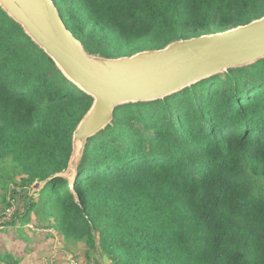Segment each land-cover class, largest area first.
Segmentation results:
<instances>
[{
	"label": "trees",
	"instance_id": "trees-1",
	"mask_svg": "<svg viewBox=\"0 0 264 264\" xmlns=\"http://www.w3.org/2000/svg\"><path fill=\"white\" fill-rule=\"evenodd\" d=\"M52 1L85 50L106 58L264 16V0ZM92 102L0 8V167L13 164L0 189L40 187L23 212L8 215L4 200L0 231L51 228L82 242L86 263L98 252L111 264H264V59L116 107L87 140L76 201L59 174ZM0 264L19 262L0 250Z\"/></svg>",
	"mask_w": 264,
	"mask_h": 264
},
{
	"label": "water",
	"instance_id": "water-1",
	"mask_svg": "<svg viewBox=\"0 0 264 264\" xmlns=\"http://www.w3.org/2000/svg\"><path fill=\"white\" fill-rule=\"evenodd\" d=\"M0 8L93 100L73 131L67 167L59 174L68 181L76 201L73 186L87 140L111 123L116 107L164 99L264 59V16L223 31L175 40L160 49L106 58L85 50L52 0H0Z\"/></svg>",
	"mask_w": 264,
	"mask_h": 264
},
{
	"label": "rangeland",
	"instance_id": "rangeland-1",
	"mask_svg": "<svg viewBox=\"0 0 264 264\" xmlns=\"http://www.w3.org/2000/svg\"><path fill=\"white\" fill-rule=\"evenodd\" d=\"M143 48V46H135L133 49L141 50ZM4 167L7 171H13V164H10L9 161H7L6 165L1 166L0 170L4 169ZM3 173L5 172L0 173V175ZM0 181L3 180L0 179ZM39 189L40 187H38L37 183L24 187V191L18 186L10 183L6 192L1 191L0 189V207L4 205V200H8L11 202L10 209L12 212L14 210L23 212V209L25 210V204L38 197ZM13 190H15L16 194L13 200H10V194ZM24 196H26V199L22 200V197L24 198ZM11 213L7 214L10 215ZM32 218H35V216L32 215ZM1 223L2 221L0 220V227ZM20 227L32 237L28 243L18 241L16 235H14V231L19 230ZM48 233L51 235V240H45L42 246H39L36 249V246L42 242L44 236ZM64 242V240H60L58 235L51 228L48 230L44 228L37 229L32 223H25L21 226L16 225L13 228L7 227L5 228V232L0 231V250L13 251L19 264H111L106 257L102 258L98 252L94 253L93 261L86 263L82 258L83 250L85 248L82 242Z\"/></svg>",
	"mask_w": 264,
	"mask_h": 264
},
{
	"label": "built area",
	"instance_id": "built-area-1",
	"mask_svg": "<svg viewBox=\"0 0 264 264\" xmlns=\"http://www.w3.org/2000/svg\"><path fill=\"white\" fill-rule=\"evenodd\" d=\"M7 213H11L12 212V210L9 208V209H7V211H6ZM73 262V261H72Z\"/></svg>",
	"mask_w": 264,
	"mask_h": 264
}]
</instances>
